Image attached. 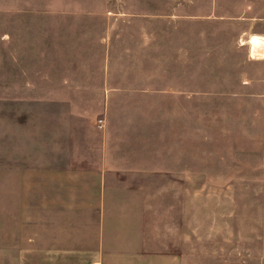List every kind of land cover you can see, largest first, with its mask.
<instances>
[{
	"label": "rangeland",
	"instance_id": "rangeland-1",
	"mask_svg": "<svg viewBox=\"0 0 264 264\" xmlns=\"http://www.w3.org/2000/svg\"><path fill=\"white\" fill-rule=\"evenodd\" d=\"M253 37L264 0H0V264L92 242L107 205L177 264H264Z\"/></svg>",
	"mask_w": 264,
	"mask_h": 264
},
{
	"label": "crops",
	"instance_id": "crops-1",
	"mask_svg": "<svg viewBox=\"0 0 264 264\" xmlns=\"http://www.w3.org/2000/svg\"><path fill=\"white\" fill-rule=\"evenodd\" d=\"M103 213L101 229L92 242L43 249L41 264H177L176 258L163 255L164 229L141 226L136 215L108 214V205ZM31 245L22 249L19 264H35L36 250Z\"/></svg>",
	"mask_w": 264,
	"mask_h": 264
},
{
	"label": "bare ground",
	"instance_id": "bare-ground-1",
	"mask_svg": "<svg viewBox=\"0 0 264 264\" xmlns=\"http://www.w3.org/2000/svg\"><path fill=\"white\" fill-rule=\"evenodd\" d=\"M251 46L253 54L257 49H260L264 47V39L260 37H253L250 41L249 44Z\"/></svg>",
	"mask_w": 264,
	"mask_h": 264
}]
</instances>
